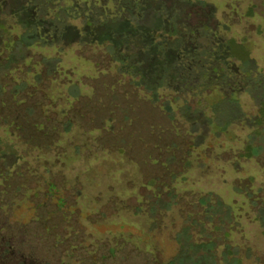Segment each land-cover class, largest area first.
Returning <instances> with one entry per match:
<instances>
[{
    "label": "rangeland",
    "instance_id": "obj_1",
    "mask_svg": "<svg viewBox=\"0 0 264 264\" xmlns=\"http://www.w3.org/2000/svg\"><path fill=\"white\" fill-rule=\"evenodd\" d=\"M0 264H264V0H0Z\"/></svg>",
    "mask_w": 264,
    "mask_h": 264
},
{
    "label": "trees",
    "instance_id": "obj_2",
    "mask_svg": "<svg viewBox=\"0 0 264 264\" xmlns=\"http://www.w3.org/2000/svg\"><path fill=\"white\" fill-rule=\"evenodd\" d=\"M203 201V200H202ZM204 202V201H203Z\"/></svg>",
    "mask_w": 264,
    "mask_h": 264
}]
</instances>
